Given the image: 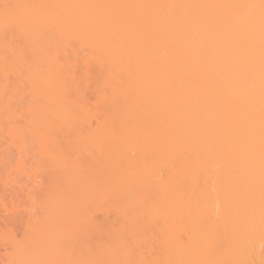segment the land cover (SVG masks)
<instances>
[{
    "label": "bare ground",
    "instance_id": "6f19581e",
    "mask_svg": "<svg viewBox=\"0 0 264 264\" xmlns=\"http://www.w3.org/2000/svg\"><path fill=\"white\" fill-rule=\"evenodd\" d=\"M1 136L0 264H264V0H0Z\"/></svg>",
    "mask_w": 264,
    "mask_h": 264
},
{
    "label": "rangeland",
    "instance_id": "374dc122",
    "mask_svg": "<svg viewBox=\"0 0 264 264\" xmlns=\"http://www.w3.org/2000/svg\"><path fill=\"white\" fill-rule=\"evenodd\" d=\"M3 138V136H1ZM0 138V159H4V165L0 167V228L11 227L16 233H20L23 229L25 222V214L23 209L26 207L25 197L23 193L16 187H22L27 183H30V178L17 173L15 179V185L6 182V170L9 169L7 164H15V162L20 158V155L15 146L6 144L4 142H9L3 138ZM5 140V141H4ZM13 145V144H12ZM31 148V144H28L27 149ZM28 154V159H30ZM1 161V160H0ZM1 163V162H0ZM6 167V168H5ZM0 252H2V246L0 244Z\"/></svg>",
    "mask_w": 264,
    "mask_h": 264
}]
</instances>
